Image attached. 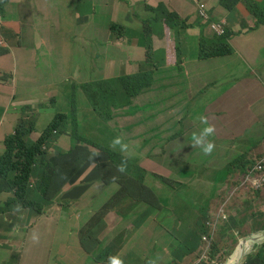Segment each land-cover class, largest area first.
<instances>
[{
    "label": "rangeland",
    "instance_id": "1",
    "mask_svg": "<svg viewBox=\"0 0 264 264\" xmlns=\"http://www.w3.org/2000/svg\"><path fill=\"white\" fill-rule=\"evenodd\" d=\"M90 8L93 11L87 25L89 38L78 37V44L89 48V52L98 53L101 45L92 39V33L109 34L110 30L104 28V12L99 7ZM64 9L69 11L67 17H76L75 6ZM127 17L124 22L129 34L126 46H147L146 56L150 52L161 54L163 47L150 46L152 36L146 35L139 24L134 25L136 21L131 19L130 10ZM81 27H85V23ZM42 28L44 36L47 29ZM2 29L0 21V37ZM235 32L238 36H248L240 27ZM7 34L15 37L16 42L10 51L0 56V68L17 69L15 59L31 62L36 57L39 36L28 33L23 36L19 26L9 28ZM162 42H176L174 25L163 34ZM178 47L189 49L196 57L204 54L193 40L179 43ZM220 51L218 47L217 52ZM179 53V49L171 50L170 77ZM223 60L227 72L233 73L241 65L243 53L232 51ZM255 74L264 82V70H256ZM241 81V76H233L224 87L227 92L232 91L236 99L243 98L238 91ZM76 87L68 84L60 97L47 105L56 114L71 115L82 102L81 97H85ZM226 107L225 103L220 104L210 116L222 113ZM158 110L163 112L158 118L141 122L129 115L136 111L135 103H130L113 126L104 125L105 118L96 111L72 125L65 124L59 135L60 146L68 143V147L57 149L73 154L67 162L59 158L57 166H62L60 170L64 171L63 164L76 161L67 184L81 185L65 197L64 207L58 208L56 196L53 202L42 207L36 219L32 216L35 212L28 207V197L35 185L29 166L20 177V186H9L8 182L16 178V158L12 157L13 146L0 148V264H63L69 256L86 250H90V261L94 264H107L112 253L122 258L132 254L145 263L155 259L157 264H236L253 235L260 237L248 256L256 254L264 235V117L249 116L248 121L244 113L232 111L231 125L222 138L209 137L215 141L216 148L210 156H205L200 148L191 145L193 134L205 127L200 118L191 117L194 112H188L178 126L173 127L165 108ZM48 118L37 113L16 124L29 139L36 125ZM234 120L241 122L235 131ZM247 129L251 131V138L242 136ZM117 136L123 137L129 145L127 166H131L129 173L133 177H139V188L145 190L141 199L128 197V191L120 182L101 180L98 176V165L105 162L112 167L110 163L117 156L127 155L110 146ZM55 150L53 142L47 140L43 151L57 155ZM94 150L101 155L90 160ZM249 162L253 165L248 168ZM241 167H246L245 171ZM136 169L144 171V175H138V171L134 175ZM17 205L22 206L21 212H14ZM94 225L100 227L96 236L90 238L89 226ZM33 230L40 235L38 244H33L29 238ZM242 240L244 243L240 245ZM110 245L114 246L113 251L109 250Z\"/></svg>",
    "mask_w": 264,
    "mask_h": 264
},
{
    "label": "crops",
    "instance_id": "2",
    "mask_svg": "<svg viewBox=\"0 0 264 264\" xmlns=\"http://www.w3.org/2000/svg\"><path fill=\"white\" fill-rule=\"evenodd\" d=\"M141 0H7L0 3V21L3 23L0 37V56L10 51L16 42L15 37L9 36V28L19 26L22 28L23 21L28 12L37 9L42 13L46 21L55 28L53 33L30 32V36L40 38L39 52L36 57L17 62V69L0 68V148L4 149L3 141L14 133L19 118L34 117L37 113L41 116H49L34 128L30 137L35 142L41 131L54 117V111L47 107V102L57 98L61 94L64 85L68 82L84 84L89 81L106 80L107 74L130 76L139 70L152 72V85L149 91L144 92L131 103H135L136 111L129 115L136 116L139 121L146 122L152 118H158L164 107L172 126L175 121L185 118L188 112H194L191 117L207 116L208 123L216 128L215 136L222 138L228 126L231 125L229 118L233 112L244 113L248 116L264 117V82L255 78V70H264V33L262 35L248 34L247 37L234 36L230 45L235 50L243 53V60L233 73H228L224 65V58L199 60L192 55L189 49L180 50L176 58V66L172 77L169 66L172 64L171 50L175 48V42H162V36L169 29L163 20L148 11L138 9V18L131 15V19L139 24L143 30V23L151 37V46L163 47L161 54L152 52L151 59L144 65L145 50L141 45L131 48L126 46L127 36L125 28L119 34H107L98 53L92 54L89 48L78 44V37L89 38L87 25L90 20V7H99L104 14L108 9L113 10L109 23H115L121 7L128 10L121 12L123 22L128 20V11L136 7ZM208 10L210 21L214 23L228 22L233 18L250 20L255 22L243 3L238 4L233 14L226 12L219 6V0H202ZM244 1V0H242ZM258 3L264 0H254ZM135 3L133 7H128ZM163 5L169 13H177L181 20L186 22V30L180 31L178 44H187L190 40L198 45L199 39H211L213 34L196 14L193 0H151V9ZM62 9L58 10L56 7ZM66 6H76V17L69 18ZM18 14L21 15L18 18ZM62 16L57 18L56 16ZM114 18V21H113ZM85 23V27L81 24ZM153 24H156L155 27ZM227 30L232 31L230 28ZM136 31V30H135ZM233 32V31H232ZM18 33V32H17ZM235 33V32H234ZM20 34V33H19ZM92 39L95 38L92 35ZM96 41V40H95ZM19 42V41H17ZM176 49V48H175ZM93 61L94 67L89 63ZM89 71H91L89 73ZM241 76L242 81L238 85V91L243 98L236 99L232 91L227 92L224 88L231 82L233 76ZM246 100V101H245ZM247 102V103H246ZM141 103V104H140ZM225 103L226 109L215 116L210 114ZM148 108V111H143ZM125 109V108H124ZM122 110L111 111V120L105 124L113 126L117 118L123 113ZM91 112L89 108L80 103L78 109L72 114L71 125L78 119H85ZM144 115V116H142ZM132 118V117H131ZM240 120L233 121V131L239 129ZM90 129V128H89ZM251 135L247 129L242 136ZM58 138L53 144V149L68 147V143L60 146ZM117 152V148L114 149ZM98 169L101 180H113L114 169L109 167ZM91 166V165H90ZM89 166V167H90ZM112 171V173H111ZM81 184L65 186L58 202V208L65 206V197L74 193ZM36 219L38 216L32 214ZM99 225L89 226L90 238L96 236ZM115 242V241H114ZM113 251L114 246L110 245ZM114 255L112 253L110 256ZM125 264H147L142 258L128 254L124 258ZM90 261V253L81 251L71 255L63 264H94Z\"/></svg>",
    "mask_w": 264,
    "mask_h": 264
},
{
    "label": "trees",
    "instance_id": "3",
    "mask_svg": "<svg viewBox=\"0 0 264 264\" xmlns=\"http://www.w3.org/2000/svg\"><path fill=\"white\" fill-rule=\"evenodd\" d=\"M240 3L244 4L255 22L244 18L239 20L233 18V20L225 23L226 27L228 29L230 28L233 32L227 30L222 37H213L211 39L200 38L198 45L199 49L203 51L204 54L203 56H199V60L205 61L215 58H224L230 55L232 51H234L230 45V40L237 35L235 32L237 27L242 28V30L248 32V34L262 35L264 33V2L258 3L254 0H219V6L230 14H233ZM151 8V0H141L136 7L131 9V15L133 18L137 19L139 14L138 9H142L153 14L154 18L158 17L160 20H163L168 29L174 25L176 39L175 46L178 48V36L180 31L186 30V22L181 20L177 13H169L163 5H159L156 9ZM127 10L126 7H121L119 9L120 12L117 14L116 22L110 24L109 21L111 19V14H113V10L108 9L105 13L104 28L110 30L109 34H115V32L116 34H119L124 29L121 12ZM92 11L93 9L90 8V13H92ZM146 25L147 23H143V31L150 37ZM43 26L47 29L46 33H53L55 31V28L46 21L42 13L34 8L28 12L23 21V36L28 31L43 32ZM92 35L98 43L102 44L107 34L101 33L95 35L92 33ZM141 47L145 50L146 60L144 65H147L151 59L152 52L146 56V51L149 48L144 45H141ZM218 47L221 48L220 52H217ZM147 74L152 75V72L143 69L131 76L118 74L110 76L107 74L106 80L82 85L79 89L86 95L91 113L96 111L102 115L105 118V125L111 120V111L125 108L126 105L130 104L136 97L150 90L153 77L149 78ZM29 119L31 118H19L17 123H22ZM181 119L175 121L172 126L177 127ZM65 124L71 125L70 118L57 115L52 122L44 128L40 137L35 142H32L30 138H25L26 132L20 125H16L14 133L6 137L3 141L4 150L13 146L12 157L16 158L14 166L18 169L15 180L13 182H8L9 186H20L22 181L20 177L26 172L28 166L30 175L35 178V185L28 197V207L35 212L33 214L35 216H39L42 212V207L45 204L53 202L56 196L60 201L65 186L74 185L73 183L67 184V182L69 181L68 177L71 176V170L76 161H70L68 164H63L66 169L64 171L60 170L62 166H57L59 158L63 157L67 162L72 157L73 152L68 154V152L56 149L55 151L58 154L50 155L49 152L43 151L47 140H51L53 144L56 142L60 133L63 131ZM90 125L91 123L89 122V126ZM121 160L122 158L117 156L113 162L110 163L112 166L111 168L114 169L113 175L116 178L115 180L122 184L124 190L128 191V197H136L138 199L143 198L145 196V190L138 186L140 181L139 177L137 175L133 177L129 173L131 171V166H127L125 172L117 171ZM252 165L253 163L249 162L248 168ZM7 167L8 166H6V168ZM106 167L105 162L97 166L98 169ZM240 169L245 171L246 167H241ZM137 171L138 175H144V171L137 169L133 171V174L135 175ZM262 240L263 242L258 245V252L254 255L248 256L245 264H264V235L262 236ZM86 251L90 253V250Z\"/></svg>",
    "mask_w": 264,
    "mask_h": 264
},
{
    "label": "clouds",
    "instance_id": "4",
    "mask_svg": "<svg viewBox=\"0 0 264 264\" xmlns=\"http://www.w3.org/2000/svg\"><path fill=\"white\" fill-rule=\"evenodd\" d=\"M7 2V0H0V3H5ZM256 2V1H255ZM193 4L196 8V14H197V17L207 26L209 27V30L211 31V33L213 34V37H222L225 35L227 29H226V25H225V22H219V23H214V22H211L210 21V17L208 15V10H207V6L206 4L202 1V0H193ZM76 7V6H75ZM76 11H77V7H76ZM253 19V18H252ZM254 20V19H253ZM166 24V23H165ZM212 37V38H213ZM231 41V40H230ZM176 48V46H175ZM177 49V48H176ZM234 50V49H233ZM92 54H95V53H92ZM217 59V58H215ZM210 60V59H209ZM206 61V60H205ZM90 64H94L93 61H91L89 63ZM91 66V65H90ZM95 66V65H94ZM93 66V67H94ZM92 67V66H91ZM256 71V70H255ZM254 71V72H255ZM131 76V75H130ZM255 78L256 77V74H255ZM259 79V78H258ZM99 81H103V80H99ZM92 82H96V81H89L88 83H84V84H74L72 82H68L64 85L63 89H62V92L64 90V88L68 85V84H73L76 87V91H80L82 92L79 87L82 86V85H86V84H89V83H92ZM149 91V90H148ZM61 92V94H62ZM147 92V91H146ZM83 93V92H82ZM57 97V98H53L51 99L50 101L48 102H51V101H56L60 95ZM143 94V93H142ZM83 95L85 97H81L82 99V102L84 106L88 107L89 108V105H88V102H87V97L86 95L83 93ZM140 96V95H139ZM137 98V97H136ZM61 101V99H59V102ZM133 101V100H132ZM47 102V103H48ZM47 105V104H46ZM79 106V105H78ZM47 107L49 109H51V107H49L47 105ZM60 108V106H59ZM78 109V108H77ZM76 109V110H77ZM124 109V108H123ZM52 110V109H51ZM74 110L73 113L76 111ZM122 110V109H121ZM54 111V110H53ZM89 111L91 112V110L89 109ZM72 113V114H73ZM72 114H56V112L54 111V117L53 119L57 116V115H62V116H66V117H69L70 118V121H72ZM52 119V120H53ZM51 120V122H52ZM200 120H201V123L205 125V127H203L201 129V131L199 133H194L193 134V139H192V146L193 148H200L201 152L203 155L205 156H210L215 148H216V144H215V141L214 140H210L209 137H212L215 135V132H216V128L214 125L212 124H209L208 123V118L207 116H201L200 117ZM50 122V123H51ZM49 123V124H50ZM48 124V125H49ZM90 127V126H89ZM45 128V127H44ZM44 130V129H43ZM42 130V131H43ZM41 131V132H42ZM41 134V133H40ZM40 137V136H39ZM59 138V137H58ZM110 146L112 148H119V151L122 153V154H127V155H123L122 157V160H121V163L120 165L118 166V171L119 172H125L126 169H127V165H128V160L130 158V152H129V145L127 143L124 142V139L123 137L121 136H117V137H114L113 140L111 141V144ZM101 153L98 151V150H94L91 152L90 156H89V159L90 160H93L95 157H98L100 156ZM116 178L113 177V180H115ZM22 211V206L21 205H17L14 209V212H21ZM30 240L33 244H38L40 242V235L37 231L33 230V232L31 233L30 235ZM107 264H125V261L124 259L122 258L121 255H112V256H109L108 259H107ZM147 264H157V260L155 259H150L147 261Z\"/></svg>",
    "mask_w": 264,
    "mask_h": 264
},
{
    "label": "water",
    "instance_id": "5",
    "mask_svg": "<svg viewBox=\"0 0 264 264\" xmlns=\"http://www.w3.org/2000/svg\"><path fill=\"white\" fill-rule=\"evenodd\" d=\"M259 237L260 236H254V235L252 236L251 241L248 242L249 243V246H247L246 248L243 249V251L241 252V254H240V256H239L236 264H243L244 263L245 258L248 256L249 253H251L253 251L254 246H255V244H256V242H257V240H258ZM262 242H263V240H262V237H261L259 244H261ZM243 243H244V241L242 240L240 242V245L243 244Z\"/></svg>",
    "mask_w": 264,
    "mask_h": 264
},
{
    "label": "bare ground",
    "instance_id": "6",
    "mask_svg": "<svg viewBox=\"0 0 264 264\" xmlns=\"http://www.w3.org/2000/svg\"><path fill=\"white\" fill-rule=\"evenodd\" d=\"M227 264H228V262H227Z\"/></svg>",
    "mask_w": 264,
    "mask_h": 264
}]
</instances>
